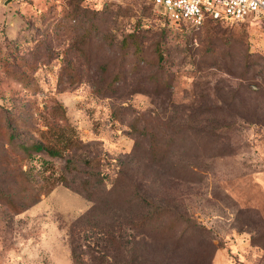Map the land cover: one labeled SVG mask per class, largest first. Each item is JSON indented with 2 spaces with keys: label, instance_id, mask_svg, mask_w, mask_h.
Returning <instances> with one entry per match:
<instances>
[{
  "label": "rangeland",
  "instance_id": "rangeland-1",
  "mask_svg": "<svg viewBox=\"0 0 264 264\" xmlns=\"http://www.w3.org/2000/svg\"><path fill=\"white\" fill-rule=\"evenodd\" d=\"M0 264H264V21L0 0Z\"/></svg>",
  "mask_w": 264,
  "mask_h": 264
},
{
  "label": "built area",
  "instance_id": "built-area-1",
  "mask_svg": "<svg viewBox=\"0 0 264 264\" xmlns=\"http://www.w3.org/2000/svg\"><path fill=\"white\" fill-rule=\"evenodd\" d=\"M169 23L200 27L207 20L221 23L264 21V0H150Z\"/></svg>",
  "mask_w": 264,
  "mask_h": 264
},
{
  "label": "trees",
  "instance_id": "trees-1",
  "mask_svg": "<svg viewBox=\"0 0 264 264\" xmlns=\"http://www.w3.org/2000/svg\"><path fill=\"white\" fill-rule=\"evenodd\" d=\"M210 21H212L213 23H216V24L221 23L220 21H213V20H210ZM136 52H138V49H136ZM159 58H161L160 55H159ZM55 112H56V116H62L64 114V111L62 110V108L60 106H57L55 108ZM56 126L57 127H52L53 134L55 135V138H56L55 143H51V144L34 143L33 145L26 147L24 150L29 151L31 154L33 152L34 153H43L50 158H56V157L61 158V157H64V155L66 153L70 152L71 150L76 149V146H78V142H77L78 140L71 133H68L67 130H69V129L66 128L64 125H56ZM44 163H47V162H44ZM67 164L69 165V164H71V162H67ZM44 172L46 173L47 169L42 170V171H40V170L35 171V174L37 173L39 175V174L44 173ZM27 174L31 178H33V179L35 178V175L33 173H31L30 170L27 171ZM46 179L49 182L50 188L54 187V185L57 184V182L51 183V181H49V180H51L50 177H46ZM62 180H64V178ZM73 256H74V259H76V262H78L75 252H73Z\"/></svg>",
  "mask_w": 264,
  "mask_h": 264
},
{
  "label": "water",
  "instance_id": "water-1",
  "mask_svg": "<svg viewBox=\"0 0 264 264\" xmlns=\"http://www.w3.org/2000/svg\"><path fill=\"white\" fill-rule=\"evenodd\" d=\"M10 0H7L6 3H8Z\"/></svg>",
  "mask_w": 264,
  "mask_h": 264
},
{
  "label": "crops",
  "instance_id": "crops-1",
  "mask_svg": "<svg viewBox=\"0 0 264 264\" xmlns=\"http://www.w3.org/2000/svg\"><path fill=\"white\" fill-rule=\"evenodd\" d=\"M7 1V0H6Z\"/></svg>",
  "mask_w": 264,
  "mask_h": 264
}]
</instances>
